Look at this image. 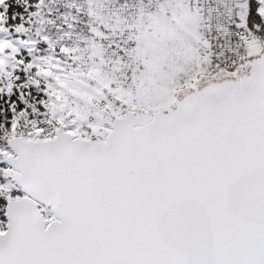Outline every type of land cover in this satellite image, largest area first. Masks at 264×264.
<instances>
[{
	"label": "snow or ice",
	"instance_id": "1",
	"mask_svg": "<svg viewBox=\"0 0 264 264\" xmlns=\"http://www.w3.org/2000/svg\"><path fill=\"white\" fill-rule=\"evenodd\" d=\"M0 264H264V0H0Z\"/></svg>",
	"mask_w": 264,
	"mask_h": 264
}]
</instances>
